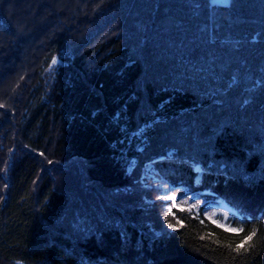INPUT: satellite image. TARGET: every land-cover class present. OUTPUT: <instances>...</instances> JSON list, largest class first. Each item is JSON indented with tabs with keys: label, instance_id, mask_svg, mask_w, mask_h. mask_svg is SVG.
Returning a JSON list of instances; mask_svg holds the SVG:
<instances>
[{
	"label": "trees",
	"instance_id": "trees-1",
	"mask_svg": "<svg viewBox=\"0 0 264 264\" xmlns=\"http://www.w3.org/2000/svg\"><path fill=\"white\" fill-rule=\"evenodd\" d=\"M0 264H264V0H0Z\"/></svg>",
	"mask_w": 264,
	"mask_h": 264
},
{
	"label": "rangeland",
	"instance_id": "rangeland-1",
	"mask_svg": "<svg viewBox=\"0 0 264 264\" xmlns=\"http://www.w3.org/2000/svg\"><path fill=\"white\" fill-rule=\"evenodd\" d=\"M228 0H212V3H227ZM175 196L172 201L178 208L189 209L193 207L196 211L202 213L204 217L217 225H223L226 229H232L228 220L231 216L237 215V212L232 209L226 202L217 198L214 200H204L196 195H187L183 191L171 190L168 196Z\"/></svg>",
	"mask_w": 264,
	"mask_h": 264
},
{
	"label": "snow or ice",
	"instance_id": "snow-or-ice-1",
	"mask_svg": "<svg viewBox=\"0 0 264 264\" xmlns=\"http://www.w3.org/2000/svg\"><path fill=\"white\" fill-rule=\"evenodd\" d=\"M55 62V61H54ZM165 187H167V185H165ZM159 198H161V199H165V200H173V199H175V196L173 195V196H168V195H166V196H164V197H159ZM172 207H177L176 205H171L170 207H169V209H168V214L169 215H173V216H175V213H173L172 211H171V208ZM180 211H184V209L183 208H180L179 209ZM221 227H223V225H220ZM168 227H173V225L172 224H169L168 225ZM228 230H230V231H232V232H238V231H242V229H236V228H232V229H228ZM252 239V236L251 235H249L248 237H247V240H251ZM240 247H242V245L241 246H238V248L236 249L237 251H239L240 250Z\"/></svg>",
	"mask_w": 264,
	"mask_h": 264
},
{
	"label": "bare ground",
	"instance_id": "bare-ground-1",
	"mask_svg": "<svg viewBox=\"0 0 264 264\" xmlns=\"http://www.w3.org/2000/svg\"><path fill=\"white\" fill-rule=\"evenodd\" d=\"M123 3H124V1L122 2V5H123ZM119 6H120V4H119ZM144 20L146 21V19L144 18ZM146 23V22H145Z\"/></svg>",
	"mask_w": 264,
	"mask_h": 264
}]
</instances>
